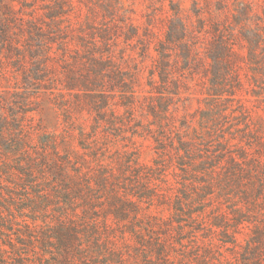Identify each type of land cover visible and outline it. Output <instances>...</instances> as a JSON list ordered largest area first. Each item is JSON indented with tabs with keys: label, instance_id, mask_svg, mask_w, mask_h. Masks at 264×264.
<instances>
[{
	"label": "rangeland",
	"instance_id": "1",
	"mask_svg": "<svg viewBox=\"0 0 264 264\" xmlns=\"http://www.w3.org/2000/svg\"><path fill=\"white\" fill-rule=\"evenodd\" d=\"M0 21L8 34L0 91L33 110L24 124L38 151L47 141V164L68 155L82 186L111 177L105 189H83L100 241L89 264H149L156 245L175 241L183 246L168 254L183 264L235 262L217 234L168 230L162 201L144 200L123 220L107 209L129 166L152 165L156 138L177 148L179 136L197 134L203 153L223 143L264 172V0H0ZM211 116L217 129L207 140ZM257 187L253 180L249 192ZM260 193L243 205L264 227ZM252 229L235 231L237 250Z\"/></svg>",
	"mask_w": 264,
	"mask_h": 264
},
{
	"label": "trees",
	"instance_id": "2",
	"mask_svg": "<svg viewBox=\"0 0 264 264\" xmlns=\"http://www.w3.org/2000/svg\"><path fill=\"white\" fill-rule=\"evenodd\" d=\"M6 29L7 25L0 21V81ZM175 33L182 36L183 31ZM27 106L28 103H8L6 94L0 91V264L13 257L18 264H89L93 248L100 241L90 214L94 200L83 189L86 193L105 189L111 177L101 175L98 183L82 186L83 173L68 155L48 165L47 141L43 142L44 151H38L32 132L24 124L26 114L33 112L26 110ZM210 118L207 140L213 138L217 129L215 118ZM197 136L190 141L179 136L177 148L174 143L166 145L161 138L154 139L156 157L152 165L128 167L123 174L127 178L111 189L113 197L107 214L123 220L129 211L137 212L144 200L148 204L162 201L160 204L170 209V218L165 220L168 230L181 235L185 228L192 227L203 239L217 234L219 244L229 245L237 256L235 262L225 264H260L264 256V227L245 217L251 210L243 202L254 203L258 199L264 190V172L259 173L256 164L249 165L246 158L235 156L223 143L218 142L203 153ZM253 180L259 183L254 195L248 188ZM186 221L191 223L189 227L184 225ZM228 222H232V231L230 225L225 226ZM245 224L253 229L245 246L237 250L234 234ZM200 245H204L201 239ZM176 246L183 243L156 245V258L147 257L149 264H183L168 254Z\"/></svg>",
	"mask_w": 264,
	"mask_h": 264
}]
</instances>
